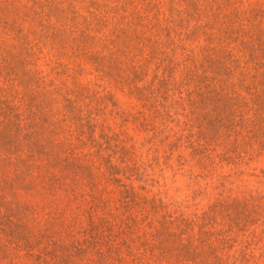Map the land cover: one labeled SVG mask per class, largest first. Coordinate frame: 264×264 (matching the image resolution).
<instances>
[{"label":"rangeland","instance_id":"obj_1","mask_svg":"<svg viewBox=\"0 0 264 264\" xmlns=\"http://www.w3.org/2000/svg\"><path fill=\"white\" fill-rule=\"evenodd\" d=\"M0 264H264V0H0Z\"/></svg>","mask_w":264,"mask_h":264}]
</instances>
